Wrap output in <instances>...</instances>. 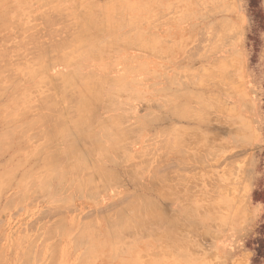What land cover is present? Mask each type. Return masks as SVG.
I'll use <instances>...</instances> for the list:
<instances>
[{"label": "rangeland", "instance_id": "1", "mask_svg": "<svg viewBox=\"0 0 264 264\" xmlns=\"http://www.w3.org/2000/svg\"><path fill=\"white\" fill-rule=\"evenodd\" d=\"M88 6L96 10L94 21L101 23L86 20ZM79 9H85L84 14ZM0 14V50L6 45L0 57L8 56L0 58V67H5L0 76L7 75L0 77V131L17 126L11 137V131L4 137L0 132V139L12 142L7 141V149L5 140L4 150L0 141V264H264V0H0ZM78 26L85 28L90 41H71ZM10 43L16 45H11L13 50L7 49ZM78 81L95 95L85 108L90 119L80 122V128L79 116L67 120L73 103H67L68 112L60 99L63 92L67 97L62 99L73 98L74 90L66 89ZM67 82L71 85L64 86ZM41 83L58 88L46 90ZM49 91L64 112L57 105L54 112L57 100ZM47 92L50 98L44 97ZM38 96L48 100L46 105L53 101L46 106L51 111L42 109ZM35 98L39 106H29L38 102ZM49 111L65 115L64 127L80 153H65L60 163L56 153H48L58 164L52 169L46 152L62 151L70 140L54 131L51 143L46 140L51 134L42 137L47 144L43 147L41 137L32 142L38 132L43 136ZM43 114L49 117L45 124ZM31 115L42 118L37 121ZM31 117L34 125L41 122L39 128L45 127L37 129ZM25 121L33 129L25 128ZM18 122L30 130L22 132L23 139H14L22 130ZM113 123L121 125L116 128L119 134L111 130ZM108 131L116 135L111 133L112 138ZM42 155L48 156V163ZM74 161L77 167H72ZM115 211H121L120 216Z\"/></svg>", "mask_w": 264, "mask_h": 264}, {"label": "bare ground", "instance_id": "2", "mask_svg": "<svg viewBox=\"0 0 264 264\" xmlns=\"http://www.w3.org/2000/svg\"><path fill=\"white\" fill-rule=\"evenodd\" d=\"M43 1H44V0H43ZM50 1H52V0H50ZM58 1H59V0H58ZM85 1H86V0H85ZM88 1H89V0H88ZM91 1H92V0H91ZM102 1H103V0H102ZM46 2H47V1H46ZM48 2H49V1H48ZM105 2H107V0H105ZM9 3H10V2H9ZM44 3H45V2H44ZM93 3H95V2L93 1ZM45 4H46V3H45ZM89 4H90V3H89ZM91 4H92V3H91ZM104 4H105V3H101V5H103L102 7L106 6V5H104ZM38 5H39V4H38ZM74 5H75V4H74ZM87 5H88V4H87ZM112 5H114V4L112 3ZM52 6H53V5H50V6H49V7H50V8H49L50 10L53 9V8H51ZM55 6H56V5H55ZM55 6H54V7H55ZM62 6H63V5H62ZM62 6H61V7H62ZM64 6H66V5H64ZM91 6H92V5H91ZM46 7H48V6H46ZM61 7H60V8H61ZM77 7H78V6H77ZM84 7H86V6H84ZM88 7H89V6H88ZM56 8H58V7L56 6ZM60 8H59V9H60ZM66 8H67V7H66ZM68 8H69V7H68ZM82 8H83V5H82ZM92 8H93V7H92ZM95 8H96V6H95ZM80 9H81V8H80ZM80 9L78 10V13H79V12H82ZM89 9H90V10H89ZM89 9H88V8L86 9V10H87V14H86V15H87V17H88L86 20H87L89 23L94 22V23L97 24V22H100L102 19H101L100 21H97V22H96V20L94 21V18L96 17V12H95L96 10H94V8H93L94 11H92V9H91L90 7H89ZM45 10H46V9H45ZM50 10H49V11H50ZM54 10H57V9H54ZM60 10L65 11V9H63V8H61ZM66 10H68V9H66ZM70 10H71V9H70ZM82 10H83V9H82ZM97 10H98V9H97ZM110 10H111V9H110ZM113 10H114V9H113ZM46 11H47V10H46ZM52 11H53V10H52ZM63 11H62V12H63ZM84 11H85V9H84ZM84 11H83V12H84ZM102 11H103V10H102ZM114 11L116 12V10H114ZM114 11H112V12H114ZM55 12H56V11H55ZM57 12H59V11L57 10ZM60 12H61V11H60ZM65 12H66V11H65ZM69 12H70V11H69ZM83 12H82V13H83ZM99 12H100V14H101V8L99 9ZM110 12H111V11H110ZM4 13H5V12H4ZM82 13H81V15H82ZM85 13H86V12H85ZM6 14H7V13H6ZM83 14H84V13H83ZM0 15H1V14H0ZM25 15H26V14H25ZM70 15H71V14H70ZM125 15H126V14H125ZM44 16H45V14H44ZM50 16H51V15H50ZM56 16H57V15H56ZM56 16H55V17H56ZM64 16H65V15H64ZM67 16H68V15H67ZM103 16H105V15H103ZM127 16H128V15H127ZM4 17H6V16H4ZM40 17H41V16H40ZM46 17H47V15H46ZM73 17H74V16H73ZM13 18H14V17H13ZM50 18H51V17H50ZM61 18H62V16H61ZM69 18H70V17H69ZM85 18H86V17H84V19H85ZM2 19H3V18H2ZM32 19H33V17H32ZM40 19H41V18H40ZM42 19H43V18H42ZM58 19H60V18H58ZM95 19H96V18H95ZM30 20H31V19H30ZM49 20H50V19H49ZM66 20H67V19H66ZM105 20H106V19H105ZM105 20H104V21H105ZM5 21H6V20H5ZM9 21H10V20H9ZM11 21H12V20H11ZM40 21H42V20H40ZM63 21H64V20H63ZM106 21H107V20H106ZM108 21H111V20H108ZM133 21H134V20H133ZM45 22H46V21H45ZM52 22H53V21H52ZM70 22H71V21H70ZM111 22H113V21H111ZM114 22H115V21H114ZM3 23H4V22H3ZM3 23H2V24H3ZM5 23H6V22H5ZM34 23H35V22H34ZM54 23H55V22H54ZM94 23H93V24H94ZM100 23H101V22H100ZM100 23H99V24H100ZM106 23H107V22H106ZM2 24H1L0 26H2V29H3V25H2ZM11 24H12V23H11ZM30 24H32V23H30ZM36 24H38V23H36ZM76 24H77V23H76ZM110 24H111V23H110ZM13 25H14V24H13ZM33 25H34V24H33ZM33 25H31V26L33 27ZM42 25H43V24H42ZM44 25H45V24H44ZM46 25H47V24H46ZM74 25H75V24H74ZM74 25H73V26H74ZM78 25H79V24H78ZM80 25H81V24H80ZM83 25H84V24H83ZM101 25H102V24H101ZM107 25H108V23H107ZM48 26H49V25H48ZM52 26H53V25H52ZM54 26H55V24H54ZM60 26H61V25H60ZM62 26H63V25H62ZM69 26H70V25H69ZM15 27H16V26H15ZM26 27H27V26H26ZM35 27H36V26H35ZM46 27H47V26H46ZM75 27H76V26H75ZM78 27H79V26H78ZM78 27H77V28H78ZM96 27H97V26H96ZM104 27H105V26H104ZM134 27H135V26H134ZM134 27L131 26L132 29H133ZM225 27H226V26H225ZM27 28H29V27H27ZM47 28H48V27H47ZM62 28H63V27H62ZM64 28H65V27H64ZM64 28H63V29H64ZM73 28H74V27H73ZM77 28H76V29H77ZM81 28H83V27H81ZM98 28H101V27H98ZM0 29H1V28H0ZM29 29H30V28H29ZM35 29H36V28H35ZM35 29H34V30H35ZM39 29H40V28H39ZM39 29H38V30H39ZM56 29H57V27H56ZM65 29H66V28H65ZM65 29H64V30H65ZM101 29H102V28H101ZM26 30H27V29H26ZM36 30H37V29H36ZM40 30H41V29H40ZM49 30H50V29H49ZM49 30H48V31H49ZM78 30L80 31V32H79V35H78V33H77V34H76L77 36H76V38H75V33H76ZM78 30H76V32L73 31V32H75V33H74V38H73V40L71 39V41H73V43L81 44V43H83V42H85V41H90V39H91L92 37H90V35L86 32L85 28L80 29V27H79ZM106 30H107V29H106ZM6 31H8V30H6ZM31 31H32V30H31ZM31 31H30V33H31ZM114 31H115V29H114ZM127 31H128V30H127ZM13 32H14V31H13ZM33 32H34V31H33ZM39 32H40V31H39ZM43 32H45V31H43ZM51 32H52V31H51ZM71 32H72V31H71ZM37 33H38V32H37ZM45 33H46V32H45ZM45 33H44V34H45ZM108 33H109V32H108ZM40 34H41V33H40ZM110 34H112V33H110ZM120 34H121V33H120ZM32 35H35V34H32ZM41 35H42V34H41ZM70 35H72V34H70ZM91 35H92V34H91ZM114 35H115V34H114ZM9 36H10V35H9ZM27 36H28V35H27ZM39 36H40V35H39ZM53 36H54V35H53ZM5 37H8V36H5ZM5 37H4V38H5ZM11 37H12V36H11ZM47 37H48V36H47ZM70 37H71V36H70ZM72 37H73V36H72ZM72 37H71V38H72ZM40 38H41V37H40ZM49 38L51 39L52 37H49ZM53 38H54V37H53ZM53 38H52V39H53ZM57 38H58V37H57ZM57 38H56V39H57ZM59 38H60V37H59ZM59 38H58V42H60V39H59ZM61 38H62V37H61ZM108 38H109V36H108ZM108 38H107V39H108ZM111 38H113V37H111ZM11 39H12V38H11ZM20 39H21V38H20ZM50 39H49V40H50ZM56 39H54V40H56ZM74 39H75V40H74ZM105 39H106V38H105ZM114 39H115V38H114ZM114 39H113V40H114ZM26 40H29V39H26ZM34 40H35V39H34ZM69 40H70V38H69ZM97 40H98V39H97ZM109 40H110V39H109ZM23 41H24V40H23ZM23 41H22V44H23V43L26 44L27 41H26V42H23ZM32 41H33V40H32ZM40 41H41V40H40ZM42 41H43V39H42ZM52 41H53V40H52ZM10 42H11V41H10ZM16 42H17V41H16ZM16 42H15V44H16ZM48 42H49V41H48ZM62 42H63V41H62ZM67 42H68V41H67ZM98 42H99V41H98ZM104 42H105V41H104ZM106 42H107V41H106ZM138 42H139V41H138ZM27 43H29V42H27ZM30 43H32V42H30ZM39 43H40V42H39ZM54 43H55V42H54ZM0 44H1V43H0ZM12 44H13V43H10V46H8V47H10V48H7V49H12V50H13V47L11 48V45H12ZM17 44H18V42H17ZM32 44H33V43H32ZM44 44H45V43H44ZM56 44H57V42H56ZM62 44L64 45L65 43H62ZM67 44H69V47L71 46V43H67ZM90 44H91V43H90ZM90 44H88V45H90ZM93 44H94V43H93ZM177 44H179V43H177ZM2 45H3V44H2ZM13 45H14V44H13ZM50 45H51V44H50ZM52 45H53V44H52ZM65 45H66V44H65ZM86 45H87V44H86ZM0 46H1V45H0ZM5 46H6V45H4V48L6 49ZM15 46H16V45H14V47H15ZM26 46H27V45H26ZM57 46H58V45H57ZM67 46H68V45H67ZM67 46L65 47L66 51H67ZM73 46H74V44H73ZM75 46H76V45H75ZM29 47H30V46H29ZM38 47H39V48H38ZM42 47H43V46H42ZM50 47H51V46H50ZM60 47H61V46H60ZM4 48L1 47L0 52H1ZM16 48H17V47H16ZM23 48H24V47H23ZM26 48H27V47H26ZM36 48H37V49H40V45H39V46L37 45ZM36 48H35V49H36ZM63 48H64V47H63ZM5 49H4L3 51H5ZM27 49H28V48H27ZM49 49H50V48H49ZM54 49H55V47H54ZM14 50H15V48H14ZM58 50H59V49H58ZM88 50H89V49H88ZM98 50H99V49H98ZM7 51H8V50H7ZM10 51H11V50H10ZM29 51H30V50H29ZM44 51H45V50H44ZM49 51H50V50H49ZM54 51H55V50H54ZM64 51H65V50H64ZM77 51L79 52L80 50H77ZM12 52H13V51H12ZM18 52H19V51H18ZM51 52H52V51H51ZM68 52H70V51H68ZM68 52H67V53H68ZM78 52H76V53H78ZM1 53H2V52H1ZM4 53H6V52H4ZM7 53H8V52H7ZM9 53H10V52H9ZM14 53H15V51H14ZM16 53H17V51H16ZM33 53H34V52H33ZM40 53H41V52H40ZM48 53H50V52H48ZM58 53H59V51H58ZM58 53L56 52V54H58ZM90 53H91V52H90ZM92 53H93V52H92ZM25 54H26V53H25ZM29 54H31V53H29ZM54 54H55V53H54ZM54 54H53V55H54ZM72 54H73V53H72ZM0 55H1V54H0ZM15 55H16V54H15ZM38 55H39V54H38ZM40 55H43V54H40ZM59 55H60V54H59ZM65 55H66V54H65ZM4 56H5V55H4ZM4 56H1V57H3V58L8 57L7 55H6V57H4ZM44 56H45V55H44ZM44 56H43V57H44ZM1 57H0V58H1ZM29 57H30V56H28V58H29ZM31 57L34 58L35 56H34V57L31 56ZM36 57H37V56H36ZM38 57H39V56H38ZM54 57H55V55H54ZM15 58H16V57H15ZM18 58H21V57H18ZM28 58H27L26 60H28ZM41 58H42V57H41ZM62 58H63V57H62ZM7 59H8V58H7ZM7 59H5V60H7ZM13 59H14V58H13ZM48 59H49V58H48ZM16 60H17V58H16ZM20 60H21V59H20ZM45 60H46V58H45ZM0 61H1V60H0ZM28 61H31V60H28ZM34 61H35V62L32 63V64L35 65V63H36L37 61H36V59H34ZM41 61H42V59H40V62H41ZM3 62H4V61H3ZM3 62H2V64H3ZM12 62H14V61H12ZM15 62H16V61H15ZM40 62H39V63H40ZM67 62H68V61H67ZM8 63H9V62H8ZM8 63H7V64H8ZM22 63H24V61H23ZM45 63H46V62H45ZM45 63H44V64H45ZM14 64H15V63H14ZM32 64H30V66H31ZM44 64L42 63V64H40V65L43 66ZM11 65H12V64H11ZM11 65H9V66H11ZM38 65H39V64H38ZM40 65H39V66H40ZM3 66H4V65H3ZM30 66H29V67H30ZM39 66H37V67H39ZM13 67H14V66H13ZM31 67H33V66H31ZM31 67H30V68H31ZM37 67H36V68H37ZM160 67H161V66H160ZM0 68H1V67H0ZM4 68H5V67H4ZM4 68L2 67L0 70H3ZM7 68H8V67H7ZM7 68H6V69H7ZM9 68H10V67H9ZM30 68H29V69H30ZM34 68H35V67H34ZM34 68H33V69H34ZM36 68H35V69H36ZM27 69H28V68H27ZM29 69H28V70H29ZM8 70L11 71L10 69H8ZM13 70H14V69H13ZM3 71H4V70H3ZM3 71H2V72H3ZM32 71H33V70H32ZM13 72H14V71H13ZM25 72H26V71H25ZM25 72H24V73H25ZM28 72H29V71H28ZM7 73H8V71H7ZM30 73H31V71H30ZM2 74H3V73H2ZM5 74H6V72H5ZM12 74H13V73H12ZM15 74H16V73H15ZM59 74H60V73H58V75H59ZM0 75H1V74H0ZM28 75H30V74H28ZM35 75H36V74H35ZM35 75H34V76H35ZM58 75H57V76H58ZM70 75H71V74H70ZM79 75H81V74H79ZM165 75H166V74H165ZM175 75H176V74H175ZM190 75H191V74H190ZM4 76H7V75H4ZM4 76H3V75L0 76L1 79H4V78H3ZM15 76H16V75H15ZM30 76H31V75H30ZM53 76H54V75H53ZM60 76H61V74H60ZM74 76H75V75H74ZM13 77H14V76H13ZM54 77H55V76H54ZM62 77H63V76H62ZM72 77H73V75H72L70 78L72 79ZM86 77H87V76H86ZM96 77H97V76H96ZM172 77H173V76H172ZM188 77H190V76H188ZM48 78H49V77H48ZM51 78H52V77H51ZM5 79H7V77H6ZM39 79H40V78H39ZM41 79H42V78H41ZM49 79H50V78H49ZM56 79H58V78L56 77ZM71 79H69V80H71ZM7 80H8V79H7ZM7 80H6V81H7ZM62 80H63V79H60L61 82H62ZM69 80H66V81H69ZM80 80H82V79H80ZM173 80H175V79H173ZM184 80H185V79H184ZM8 81H9V80H8ZM37 81H38V80H37ZM39 81H41V80H39ZM46 81H48V80H46ZM46 81H43V82L45 83ZM49 81H50V80H49ZM94 81H95V80H94ZM54 82H55V80H54ZM61 82H60V83H61ZM78 82H79V83H77V84L74 83L75 86L78 85V87H77V86L75 87V88H77L76 90L78 91V92H77V93H78V96H77L76 90L73 89V88H74V87H73L74 85L72 86V85L70 84V82L64 83V86H68V85L70 84V85H71V89H70V86H69V88H68V87H65V88L62 87V88H61V89H63V90H65L66 88H68V89H66V91L69 90V92H70L71 90H74V93H75V94H74L73 92H71V93H72V96L75 95L76 97H75V96H74L73 98L70 97V98H72V99H70V98L68 97V99H70L69 102H68V99H67V101H66V98H65V99H62V98L65 97V96L67 97V95L64 96V93H65V92H63L62 90L59 91V92H63V95H61L62 98H60V97H59V98L61 99L62 102H63V100H64V101L66 102V103H65V102H64V103H65V104L67 105V107H68V109L66 108L67 110H66V109H65V110L69 112V111L72 109V111L75 112V113H74V112L71 111V113L73 114V115L71 114V116H70L69 114H68V115H69V116H68V115H67V112H65L66 116H68V119H67V118H66V119H67V120H69V119H70V120H73L72 118L74 117V114H75L76 116H79V120L76 122V125H78L80 122H85L86 119H90V114H89V112H88L85 108H86V104H87V103L89 102V100H90V97L93 96V97L95 98V95L93 94L92 90H90V89L87 88V87H79V85L81 84V83H80L81 81H78ZM82 82H84V81H82ZM87 82H89V81H87ZM122 82H123V81H122ZM189 82H190V80H189ZM33 83H34V82H33ZM35 83H36V82H35ZM44 83H41V85L44 84ZM47 83H48V82H47ZM51 83H52V82H51ZM51 83L49 84V86L52 88V90H54V89H55L54 87H56L57 85H56V86H53V84H51ZM58 84H59V82H58ZM65 84H66V85H65ZM4 85H5V84H4ZM37 85H38V83H37ZM37 85H36V86H37ZM41 85H40V86H41ZM45 85H47V84H45ZM51 85H52L53 87H52ZM6 86H7V84H6ZM32 86H33V85H32ZM32 86H31V88H32ZM38 86H39V85H38ZM38 86H37V87H38ZM42 86H43V88L45 87L44 85H42ZM61 86H62V85H61ZM0 87H1V86H0ZM4 87H5V86H4ZM28 87H29V86H28ZM46 87H48V85H47ZM46 87H45V89H46ZM50 87H48V88L50 89ZM72 87H73V88H72ZM1 88H2V87H1ZM5 88H6V87H5ZM40 88H41V87H40ZM53 88H54V89H53ZM57 88H58V86L56 87V89H57ZM101 88H102V87H101ZM33 89H35V86L33 87ZM33 89L28 90V93H29V91H32ZM45 89H44V90H45ZM56 89H55V90H56ZM113 89H114V88H113ZM124 89H125V88H124ZM0 90H1V89H0ZM39 90H40V89H39ZM46 90H47V89H46ZM96 90H97V89H96ZM106 90H107V88H106ZM121 90H122V89H121ZM3 91H4V90H3ZM3 91H2V92H3ZM36 91H37V90H36ZM109 91H111V89H110ZM37 92H38V91H37ZM40 92H41V91H40ZM42 92H43V91H42ZM42 92H41V93H42ZM49 92L52 93V95H53V92H51V91H49ZM98 92H99V94L102 93L101 90H98ZM32 93H35V92H32ZM50 93H48V92L45 93V94H44V97H45V98H50V96L47 97L48 94L50 95ZM71 93H70V94H71ZM95 93L98 94L97 92H95ZM121 93L123 94V91H121ZM125 93H126V92H125ZM23 94L25 95V93H23ZM30 94H31V93H30ZM46 94H47V95H46ZM54 94H55V93H54ZM66 94H67V93H66ZM99 94H98V96H99ZM119 94H120V93H119ZM35 95H36V94H35ZM39 95H40V93H39ZM42 95H43V94H42ZM42 95H41V96H42ZM124 95H125V94H124ZM172 95H173V94H172ZM176 95H178V94H176ZM185 95H186V94H185ZM29 96L31 97V95H29ZM29 96H28V98H30ZM41 96H38V99L41 98L40 100H42L40 103H39L40 100H36L37 98H35V100L38 101V102H32V103H34V104L31 105V103H30L31 101H30V102H27V103H30V104H28V105H29V106H32V107L35 106V105H36V106H39V105H37L38 103L41 104L42 102H44V103H43V104H44V107H42V109H43V108H45L46 106H48L49 104H52V103H53V101H51V99H52V98H51V99H49V101H51L52 103H49V104L46 105L45 103L48 102V100H47V99H44V100H45V101H44V100H43V97H41ZM53 96H54V95H53ZM68 96H69V95H68ZM105 96H106V95L104 94V97H105ZM107 96H108V95H107ZM173 96L175 97V95H173ZM51 97H52V96H51ZM54 97H55V96H54ZM28 98L26 97V99H28ZM166 98H167V97H166ZM178 98H179V97H178ZM23 99H24V98H23ZM23 99H22V101H23ZM55 99H56V97H55ZM73 99H74V100H73ZM76 99H78V101H77ZM28 100H29V99H28ZM30 100H31V99H30ZM32 100H33V99H32ZM46 100H47V101H46ZM52 100H54V99H52ZM56 100H57V102H54V103H57V104H54V103L52 104V106H54V108H53L54 112H55V111L57 112V110H55L56 105H57L56 109H59L58 105L61 104V103L59 102L60 100L58 101V97H57ZM72 100H73V101H72ZM122 100H123V99H122ZM168 100H169V99H168ZM70 101H71L74 105H75V103L77 102V103H78L77 108H76V107H74L75 109L72 108V107H73V104L71 105L72 107H71L70 105H68V104H71ZM74 101H75V102H74ZM92 101H93V100H92ZM95 101H96V100H95ZM99 101H100V100H99ZM117 101H118V100H117ZM24 102H25V101H24ZM96 102H98V100H97ZM164 102H165V101H164ZM67 103H68V104H67ZM116 103H118V102H116ZM20 104H23V103H20ZM65 104H64V106H66ZM97 104H98V103H97ZM26 105H27V104H26ZM23 106H24V105H23ZM23 106H22V107H23ZM29 106H28V107H29ZM40 106H42V105H40ZM69 106H70L71 109L69 108ZM171 106H172V105H171ZM213 106H214V105H213ZM22 107H21V108H22ZM28 107H25V108L27 109ZM61 107H62V105H61ZM175 107L177 108V105H176ZM34 108H36V107H34ZM34 108H32V109H34ZM46 108H47V109H46ZM46 108H45L46 110H48V108H49V110L51 109L50 106H49V107H46ZM16 109H17V108H16ZM16 109H15V110H16ZM23 109H24V108H23ZM23 109H22V110H23ZM45 109H44V110H45ZM60 109H61V108H60ZM60 109H59V110H60ZM63 109H64V108H63ZM168 109H169V108H168ZM171 109H172V108H171ZM174 109H175V108H174ZM179 109H180V108H179ZM12 110L14 111V109H12ZM12 110H11V111H12ZM22 110H21V111H22ZM24 110H25V109H24ZM46 110H45V111H46ZM51 110H52V109H51ZM51 110H50V111H51ZM61 110H62V109H61ZM76 110H77V111H76ZM45 111H43V113H44ZM50 111H49V113L46 112V113L49 115L50 119H49L48 116H46L47 114H46V115L43 114V115H44V116H43V118H44L43 120L41 119V118H42L41 116H40V117H39V116L36 117V115H34V116H35L37 119L32 118V117H34V116L31 115V116H32L31 118L33 119V121H32L31 119L29 120L30 122H32L31 124L34 125V123H33V122H34V119L37 120V121H39V120L41 119V122L43 121L42 123L46 122V120L49 119V120L46 122V124L44 123L45 126H46L47 124H48V126H49V121H50V124L53 123V121H54V124H51V125H50L51 127H50V126H49V127L47 126V128H46V127L44 126V124H43V126H42V128L45 127L46 130H48L49 133H46L47 131L45 130V128H44V132H45V133L43 132V136H42V133H41L42 131H40V132H38L39 130L37 131V129L39 128V126L42 125V123L40 122L39 125H38V124H37V125L35 124V125H36V128H37V129H36V133L38 132V134L40 133L41 135L39 134V135L36 136V135H34L35 131H33V135H34V136H33V135H32V136H33L34 138L30 135L32 132H30V133L28 132V133H27V134H28L27 136H29V137H28V138H27V137H24V138H27V141H28L29 138L32 137V138H33L32 142H33V141H35V140H37V139H40V138H38V137H41V138H42V137L45 136V138H46V137H47V134H51V135H48V137L46 138V140H47L48 142H50L48 139L51 138L52 135H54V131L56 132V134H57V132L59 131L61 134H64L65 136L68 137V139L70 140V141H69L70 143H68L66 147H64V148L62 147V151H61V150L58 151V150H59V149H58V150H55V151H56V152H55V151H52V148H51V150H50L49 152L47 151L46 154L48 155V153L51 154V153H53V152L56 153L55 155H56V156L58 155L59 157L57 156V158H55V159H57L58 161H59V160L62 161V157H63V155L65 156V153H68L69 155H77V156H79L80 153H79V149L76 147L77 144L75 145L74 141H71V138L69 137V135H70L69 128H68V127H67V128L64 127V124H65V122L67 121V120H64V119H65V115H64L63 113H61V111H59L60 113H57L58 116H55V113H56V112L54 113V115H53V113H52V115H50ZM62 111H63V110H62ZM162 111H163V110H162ZM174 111H175V110H174ZM18 112H20V110H18ZM18 112H17V113H18ZM25 112H26V111H25ZM27 112H28V111H27ZM63 112H64V111H63ZM151 112H152V111H151ZM176 112H177V111H176ZM7 113H10V111H8ZM7 113H6V114H7ZM38 113H40V112H38ZM38 113H37V114H38ZM76 113H77V114H76ZM177 113H179V112H177ZM6 114H5V115H6ZM13 114H14V113H13ZM13 114H12V115H13ZM15 114H16V113H15ZM32 114H36V112H34V113H32ZM59 114H61V116H60ZM156 114H157V113H156ZM12 115H11V116H12ZM23 115H24V114H23ZM23 115L20 113V116H23ZM40 115H42V113H40ZM63 115H64V118H63ZM144 115H145V114H144ZM144 115H143L142 117H144ZM11 116H9V117H11ZM20 116L18 115V117H20ZM51 116H54L53 119H52ZM83 116H84V119H82ZM150 116H151V115H150ZM150 116H149V117H150ZM154 116H155V115H154ZM190 116H191V115H190ZM9 117H8V118H9ZM27 117H28V116H27ZM38 117H39V119H38ZM55 117H56V118H55ZM59 117H60V118H59ZM61 117H62V119H61ZM108 117H109V116H108ZM156 117H157V116H156ZM11 118H12V117H11ZM14 118H15V117H14ZM45 118H46V120H45ZM58 118H59V120H58ZM110 118H111V117H109L108 119L110 120ZM9 119H10V118H9ZM17 119H18V118H17ZM51 119H52V120H51ZM54 119H55V120H54ZM56 119H57L58 121H56ZM108 119H106V120H108ZM121 119H122V118H121ZM18 120H20V119H18ZM44 120H45V121H44ZM99 120L101 121L100 118H99ZM118 120H119V119H118ZM7 121H8V120H7ZM15 121H16V119H15ZM27 121H28V118H27ZM37 121H36V122H37ZM51 121H52V122H51ZM64 121H65V122H64ZM20 122H21V121H20ZM22 122L24 123L23 120H22ZM25 122H26V121H25ZM30 122H28V123L30 124ZM112 122H113V121H112ZM112 122L109 123V124L111 125ZM114 122H115V120H114ZM120 122H121V121H120ZM23 123H21V125H20V123L18 122V124H19V125H18V126H19L18 129H19L20 127H21V128L23 127V126H22ZM26 123H27V122H26ZM28 123H27V125L24 124L25 128H26L27 126H28V127H31V126H32L31 124H30V126H29ZM55 123H56V124H55ZM63 123H64V124H63ZM99 123H100V122H99ZM99 123H98V124H99ZM121 123H123V122H121ZM6 124H9V123H5L4 125H6ZM12 124H13V123H12ZM66 124H68V123H66ZM69 124H71V123H69ZM130 124H131V123H130ZM130 124H129V125H130ZM35 125H34V126H35ZM55 125H56V126H55ZM71 125L73 126V124H71ZM71 125H69V126H71ZM104 125H105V124H104ZM104 125H102V126H104ZM110 125H109V126H110ZM123 125H124V124H123ZM129 125H126V126L130 127ZM34 126H33V127H34ZM37 126H38V127H37ZM52 126H55V128L52 127ZM65 126H66V125H65ZM72 126H71V127H72ZM80 126H81V124H79V125L77 126V128H80ZM109 126H108V127H109ZM120 126H121V125H120ZM120 126L117 125V127H119L118 129H120ZM124 126H125V125H124ZM14 127L17 128V126L13 125V128H14ZM28 127H27V129H28ZM90 127H93V126H90ZM117 127L114 126V123H113V126H112L111 130L113 131V129L115 128L114 131H116V128H117ZM7 128H9L10 130L7 129ZM7 128H6L7 130L4 131V132L0 131V132H2V134H3V135H2L3 137H4V135H5L6 133H8V131H11V128H10V127H7ZM13 128H12L11 134H9L10 132L8 133L10 136H9L8 134H7L8 136H7V135H5V136H7V137H11L12 134H14V133H12V132H13ZM25 128H22V130L24 129L23 131L20 129L21 132H20V134H18V135H20V136L17 135L16 137H14V139H15V138H18V137H21V138H22V136H21V135H22V132H25V131L27 130V129L25 130ZM31 128H32V127H31ZM34 128H35V127H34ZM42 128H41V129L39 128V129L42 130ZM49 128H52V129L54 128V129H53V130H52V129L49 130ZM123 128H124V127H123ZM123 128H122V129H123ZM18 129H17V130H18ZM32 129H33V128H32ZM32 129H31V130H32ZM88 129H89V128H88ZM104 129H105V127H104ZM118 129H117V130H118ZM125 129H126V128H125ZM34 130H35V129H34ZM82 130H83V129H82ZM111 130H110V131H111ZM14 131H15V130H14ZM27 131H30V130H27ZM51 131H52V132H51ZM87 131L89 132V130H87ZM91 131H92V130H91ZM95 131H96V130H95ZM162 131H163V130H162ZM164 131H165V130H164ZM168 131H169V130H168ZM18 132H19V131H17V133H18ZM50 132H51V133H50ZM84 132H85V130H84ZM108 132H109V131H108ZM118 132H119V131H116V133H118ZM158 132H159V131H158ZM4 133H5V134H4ZM15 133H16V132H15ZM17 133H16V134H17ZM85 133H86V132H85ZM96 133H97V132H96ZM96 133H95V134H96ZM99 133H100V132H99ZM105 133H106V132H105ZM105 133L103 132V135H105ZM109 133H110V135L112 136L111 133H113V132H109ZM109 133H108V134H109ZM114 133H115V132H114ZM114 133H113V134H114ZM119 133H120V132H119ZM119 133H118V134H119ZM161 133H162V132H161ZM25 134H26V133H25ZM44 134H45V135H44ZM56 134H55V135H56ZM108 134H107V135H108ZM79 135H80V134H78V136H79ZM96 135H99V134H96ZM110 135H108V136H106V137L109 138ZM114 135H116V134H114ZM159 135H160V134H159ZM161 135H162V134H161ZM163 135H164V134H163ZM2 136H1V137H2ZM23 136H24V135H23ZM35 136H36V137H35ZM94 136H95V135H94ZM152 136H153V135H152ZM198 136H200V135H198ZM56 137H57V136H56ZM71 137H72V135H71ZM162 137H163V136H161V138H162ZM166 137H167V136H166ZM166 137H165V138H166ZM12 138H13V137H12ZM12 138H11V139H12ZM32 138H31V139H32ZM35 138H36V139H35ZM45 138H44V139L42 138V139L44 140L43 143L40 142V141H42V140L39 141V142L41 143V144H39L40 146H41L42 144H44V142H45V145H47V144H46V140H45ZM53 138H54V137H53ZM53 138H52V139H53ZM92 138L94 139V137H92ZM112 138H113V136H112ZM115 138H116V137H115ZM22 139H23V138H22ZM127 139H128V138H126V140H127ZM146 139H148V138H146ZM163 139H164V138H163ZM168 139H169V138L167 137V138L165 139L166 141H165V140H164V141L167 142ZM5 140H6V142H5ZM5 140L0 139L1 143L3 142L2 144H1V143H0V144H1V146H2V148H3L4 150H5V147H6V146H7V149H8V145H10V144L7 142L9 139H5ZM12 140H13V139H12ZM19 140H20V139H19ZM72 140H73V139H72ZM98 140H99V139H98ZM103 140H104V139H103ZM126 140H125V141H126ZM129 140H130V139H129ZM156 140H157V139H156ZM178 140H179V139H178ZM29 141H30V140H29ZM77 141H78V140H77ZM101 141H102V140H101ZM161 141H162V140H161ZM4 142H5L6 144L8 143L5 147H3ZM9 142H10V140H9ZM15 142H16V141H15ZM30 142H31V141H30ZM115 142H117V141H115ZM127 142H128V141H127ZM153 142H154V141H153ZM156 142H157V141H156ZM158 142H160V141H158ZM162 142H163V141H162ZM10 143H12V142H10ZM35 143H36V141H35ZM50 143H51V142H50ZM60 143H61V142H60ZM120 143H121V141H120ZM149 143H152V141L149 142ZM55 144H56V143H55ZM55 144H54V145H55ZM85 144H86V143H85ZM147 144H148V143H147ZM156 144H158V143H156ZM159 144H160V143H159ZM164 144H165V143H164ZM164 144H163V147H165ZM177 144H178V142H177ZM26 145H29V144H26ZM37 145H38V143H37ZM45 145H44V147H45ZM49 145H50V144H49ZM118 145H119V144H118ZM161 145H162V144H161ZM161 145H159V146H161ZM10 146H11V145H10ZM10 146H9V147H10ZM29 146H31V144H30ZM40 146H37L36 149H37L38 147H40ZM50 146H52V145H50ZM50 146H48V147H50ZM58 146H59V145H58ZM103 146H104V144H103ZM106 146H107V145H106ZM123 146H125V145H123ZM170 146H172V145H170ZM186 146H187V145H186ZM41 147H43V146H41ZM53 147H55V146H53ZM104 147H105V146H104ZM150 147L152 148V146H150ZM13 148H14V147H13ZM60 148H61V147H60ZM105 148H106V147H105ZM125 148H126V147H125ZM156 148H157V147H156ZM172 148H173V147H172ZM7 149H6V150H7ZM55 149H57V148H55ZM177 149H178V148H177ZM4 150H3V151H4ZM14 150H15V149H14ZM16 150H17V149H16ZM19 150H20V149H19ZM34 150H35V149H34ZM40 150H42V149H40ZM40 150H39V152H40ZM53 150H54V149H53ZM215 150H218V148H217V149L215 148ZM3 151H2V149H1V152H3ZM17 151H18V150H17ZM35 151H36V150H35ZM142 151H143V150H142ZM147 151H148V150H147ZM161 151H162V150H161ZM208 151H210V149H209ZM212 151H213V150H212ZM39 152H38V153H39ZM50 152H51V153H50ZM59 152H60V153H59ZM63 152H64V154H63ZM97 152H98V150H97ZM151 152H152V151H151ZM158 152H160V151H158ZM32 153H34V152H32ZM58 153H59L60 155H59ZM93 153H94V152H93ZM153 153H154V152H153ZM155 153H156V152H155ZM166 153H168V152H166ZM178 153H179V152H178ZM35 154H36V152H35ZM106 154H107V153H106ZM183 154H184V153H183ZM47 155H46V156H47ZM52 155H53V154H52ZM61 155H62V156H61ZM81 155H82V154H81ZM137 155H138V154H137ZM140 155H141V154H140ZM164 155H166V154H164ZM42 156L45 157L44 155H42ZM48 156L50 157V159L48 158ZM48 156L45 157V159L48 158V161L50 160V161H49V163H50V162L52 161L53 157L51 158V155H48ZM53 156H54V155H53ZM56 156H54V157H56ZM156 156H158V155H156ZM19 157H20V156H19ZM60 157H61V158H60ZM82 157H83V156H82ZM164 157H165V156H164ZM78 158H79V157H78ZM126 158H127V157H126ZM146 158H147V157H146ZM148 158L150 159V157H148ZM199 158H200V157H199ZM72 159H73V158H72ZM144 159H145V158H144ZM144 159H141V160L144 161ZM159 159H160V158H159ZM161 159H162V158H161ZM184 159H185V158H184ZM64 160H65V161H66V160L68 161V159H64ZM74 160H75V159H74ZM124 160H125V159H124ZM146 160H147V159H145V161H146ZM155 160H157V159H155ZM197 160H198V159H197ZM36 161H37V163H38V160H37V159H36ZM43 161H44V159H43ZM48 161H47V159L45 160L46 163H48ZM53 161H54V160H53ZM75 161H76V160H75ZM75 161H74L72 167H77V165H75ZM82 161H83V160H82ZM148 161H149V160H148ZM152 161H153V160H152ZM118 162H119V161H118ZM131 162H132V161H131ZM137 162H138V161H137ZM159 162H160V161H159ZM51 163H52V162H51ZM51 163H50V165H51ZM55 163H57V162H55ZM55 163H52V166H51V167H48V169H50V168L52 169V168H54V166H57V165H58V164H55ZM58 163H60V161H59ZM81 163H82V162H81ZM85 163H86V162H85ZM85 163H84V164H85ZM128 163H129V162H128ZM160 163H161V162H160ZM191 163H192V162H191ZM41 164H42V162L40 161V166H41ZM44 164H45V163H44ZM53 164H54V165H53ZM64 164L67 165V162H66V163L64 162ZM152 164H153L152 166H153V170H154V172H155V171L158 172L157 170L154 169L155 164H157V162H156V163H152ZM93 165H95V164H93ZM125 165H126V164H125ZM158 165H159V163H158ZM16 166H18V165H17V164L14 165V167H16ZM81 166H82V165H81ZM156 166H157V165H156ZM161 166H162V163H161ZM161 166H159V167H160V170H161V168H162ZM87 167H88V166H87ZM93 167H94V166H93ZM99 167H100V166H99ZM159 167H157V168H159ZM12 168H13V167H12ZM36 168H37V167H36ZM61 168H62V167H61ZM79 168H80V165H79ZM94 168H95V167H94ZM103 168H106V167H103ZM107 168H108V167H107ZM151 168H152V167H151ZM74 169H75V168H74ZM86 169H87V168H86ZM33 170H34V168H33ZM63 170H64V168H63ZM78 170H80V169H78ZM82 170H83V168H82ZM91 170H92V169H91ZM108 170H109V169H108ZM153 170H152V172H153ZM163 170H164V169H163ZM39 171H40V170H39ZM41 171H42V170H41ZM88 171H89V169H88ZM95 171H96V168H95ZM95 171H94V172H95ZM67 172H68V171H67ZM156 172H155V173H156ZM161 172H162V171H161ZM56 173H57V171H56ZM56 173H55V171L53 172V174L57 175ZM63 173H65V172L62 171L61 174H63ZM83 173L85 174V173H87V171H85V172H83ZM92 173H93V172H92ZM43 174H44V173H43ZM43 174L41 175V177H43ZM47 174H48V173H47ZM90 174H91V173H90ZM55 175H54V176H55ZM74 175H75V174H74ZM78 175H80V174H78ZM150 175H151V173H150ZM44 176H45V174H44ZM52 176H53V175H52ZM52 176H51V178H52ZM151 176H152V175H151ZM41 177H40V178H41ZM56 177H57V176H56ZM58 177H59V176H58ZM71 178H72V177H71ZM78 178H79V177H78ZM78 178H76V179H78ZM150 178H151V177H150ZM18 179H19V178H18ZM24 179H25V178H24ZM44 179H45V178H44ZM89 179H90V178H89ZM28 180H30V178H29ZM46 180H47V179H46ZM46 180H45V182H46ZM49 180H50V179H49ZM10 181H11V180H10ZM25 181H26V179H25ZM25 181H23V182L25 183ZM71 181H72V180H71ZM160 181H161V180H160ZM78 182H79V181H78ZM78 182H77V183H78ZM8 183H9V182H8ZM21 183H22V182H21ZM27 183H28V181H27ZM29 183H30V182H29ZM46 183H48V182H46ZM6 184H7V182H6ZM6 184H5V185H6ZM89 184H90V183H89ZM91 184H92V183H91ZM23 185H24V184H23ZM27 185H31V183H30V184H27ZM39 185H40V183H39ZM48 185H49V183H48ZM94 185H95V184H94ZM92 186H93V185H92ZM4 187H5V186H4ZM16 187H17V186H16ZM27 187H28V186H27ZM1 188H2V187H1ZM36 188H37V187H35V189H36ZM88 188H89V186H88ZM27 190H28V189H27ZM32 190H34V189H32ZM0 191H1V190H0ZM165 191H166V190H165ZM16 194H17V193H16ZM16 194H15V195H16ZM21 196H22V195H21ZM36 196H37V195H36ZM119 196H120V195H119ZM12 197H13V196H12ZM19 197H20V196L18 195V198H19ZM22 197H23V196H22ZM22 197H21V198H22ZM24 198H25V197H24ZM24 198H23V199H24ZM123 198L125 199V197H123ZM12 199H13V198H12ZM31 199H32V198H31ZM60 199H61V198H60ZM115 199H116V197H115ZM127 199L130 200V197H128ZM16 200H18V199H16ZM32 200H33V199H32ZM32 200H31V201H32ZM118 200L120 201V199H118ZM125 200H126V199H125ZM134 200H135V199H134ZM7 201H9V199H8ZM31 201H30V202H31ZM65 201H66V200H65ZM114 201H115V200H114ZM119 201H118V202H119ZM121 201H122V200H121ZM9 202H10V201H9ZM9 202H8V203H9ZM12 202H13V201H12ZM62 202H63V201H62ZM62 202H61V203H62ZM67 202H68V201H67ZM67 202H65V203H67ZM110 202H111V201H110ZM124 202H125V201H124ZM124 202H121V203L119 202V203L123 206V204L125 205ZM127 202H128V201H127ZM127 202H126V205H127ZM15 203H17V202H15ZM108 204H109V203H108ZM108 204L106 203L105 205H107V206L109 207ZM110 204H111V203H110ZM16 205H17V204H16ZM111 205H112V204H111ZM111 205H110V206H111ZM18 206H19V204H18ZM67 206H68V203H67ZM113 206H114V204H113ZM7 207H8V206H7ZM53 207H54V206H53ZM57 207H58V205H57ZM59 207H60V206H59ZM103 207H104V206H103ZM117 207H120V206H117ZM127 207H128V206H127ZM18 208H19V207H18ZM21 208H22V207H21ZM51 208H52V207H51ZM55 208H56V207H55ZM76 208H77V207H76ZM115 208H116V206H115ZM135 208H136V207H135ZM57 209H58V208H57ZM63 209H64V208H63ZM70 209H71V208H70ZM99 209H100V208H99ZM103 209H104V208H103ZM111 209H112V208H111ZM116 209H117V208H116ZM121 209H122V207H121ZM1 210H2V209H1ZM48 210H49V209H48ZM53 210H55V209H53ZM101 210H102V209H101ZM56 211H58V210H56ZM69 211H70V210H69ZM103 211H104V210H103ZM113 211H114V209H113ZM116 211H117V210H116ZM116 211H115V212H116ZM130 211H131V209H130ZM16 212H17V210H16ZM86 212H87V210H86ZM99 212H100V211H99ZM106 212H107V211H106ZM119 212H121V211H119ZM119 212H118V213L116 212V213L119 214ZM38 213H39V212H38ZM101 213H102V212H101ZM12 214H14V212L11 213V215H12ZM40 214H41V212H40ZM46 214H47V213H46ZM50 214H51V213H50ZM60 214H62V213L60 212ZM84 214L88 215L87 213H85V211H84ZM99 214H100V213H99ZM106 214H107V213H106ZM48 215H49V214H48ZM62 215L64 216V214H62ZM102 215H103V214H102ZM121 215H122V214H121ZM82 216H83V215H81V217H82ZM119 216H120V214H119ZM39 217H41V215H40ZM39 217H38V218H39ZM50 217H51V216H50ZM92 217H93V216H92ZM108 217H109V216H108ZM34 218H35V217H34ZM43 218H44V217H43ZM63 218H64V217H63ZM82 218H83V217H82ZM104 218H105V217H104ZM40 219H41V218H40ZM122 219H123V218H122ZM2 220H3V219H2ZM31 220H32V219H31ZM38 220H39V219H38ZM80 220H81V219H80ZM29 221H30V220H29ZM43 221H44V220H43ZM48 221H49V220H48ZM62 221H63V220H62ZM107 221H108V220H107ZM121 221H122V220H121ZM35 222H36V221H35ZM128 222H129V221H128ZM59 223H60V222H59ZM63 223H64V222H63ZM80 223H81V222H80ZM31 224H32V222H31ZM60 225H61V223H60ZM82 225H83V224H82ZM30 226H33V225H30ZM47 226H48V225H47ZM50 226H52V225H50ZM81 227H82V226H81ZM132 227H133V226H132ZM52 228H53V227H52ZM78 228H79V226H78ZM28 230H29V229H28ZM28 230H27V231H28ZM31 230H32V229H31ZM122 230H123V228H122ZM53 232H54V231H53ZM23 234H24V232H23ZM53 234H54V233H53ZM73 235H74V234H73ZM37 236H38V234H37ZM44 236H45V235H44ZM75 236H76V235H75ZM75 236H74V237H75ZM0 237H1V236H0ZM34 237H35V236H34ZM49 237H50V236H49ZM72 237H73V236H71L70 238H72ZM74 237H73V239H74ZM44 238H48V237L45 236ZM78 238H79V237H78ZM35 239H36V238H35ZM79 239H80V238H79ZM79 239H78V240H79ZM75 240H76V239H75ZM71 241H72V240H71ZM81 241H82V240H81ZM33 242H34V241H33ZM78 243H79V242H78ZM55 244H56V243H55ZM30 245H31V244H30ZM72 245H73V244H72ZM57 246H58V245H57ZM85 246H86V245H85ZM52 247H53V246H52ZM58 247H59V246H58ZM55 248H56V247H55ZM55 248H54V249H55ZM76 248H77V246H76ZM52 249H53V248H52ZM178 249H179V248H178ZM73 250H74V249H73ZM50 251H52V250H50ZM152 251H153V250H152ZM150 252H151V251H150ZM80 253H81V252H80ZM85 253H86V252H85ZM29 254H30V253H29ZM39 254H40V253H39ZM51 254H52V252H50V255H51ZM82 254H83L84 257H85L87 253H86V254L82 253ZM144 254H145V253H144ZM53 255H54V254H53ZM36 256H37V255H36ZM81 256H82V255H81ZM142 256H144V255H142ZM54 258H55V257H54ZM148 258H149V257H148ZM144 259H147V258L144 257ZM25 260H26V259H25ZM149 260H150V259H149ZM149 260H148V261H149ZM42 262H43V259H42ZM42 262L40 261V263H42ZM22 263H23V262H22ZM26 263H27V262H26ZM76 263H78V262H76ZM147 264H148V263H147Z\"/></svg>", "mask_w": 264, "mask_h": 264}]
</instances>
